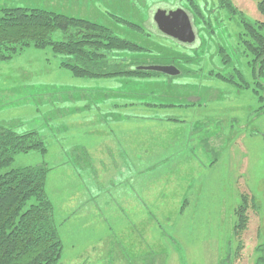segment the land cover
<instances>
[{"label":"rangeland","instance_id":"374dc122","mask_svg":"<svg viewBox=\"0 0 264 264\" xmlns=\"http://www.w3.org/2000/svg\"><path fill=\"white\" fill-rule=\"evenodd\" d=\"M193 1L203 15L197 19L188 0H0V9L102 25L146 49L111 55L136 68L176 58L193 71L172 83L78 78L62 66L69 58L51 48L1 51L10 59L0 60V126L36 132L48 150L19 153L2 173L49 170L59 264H230L243 195L251 199L250 223L232 264H264V87L253 79L245 90L209 74L236 68L250 80L239 16L263 23L262 0ZM175 9L191 18L192 47L155 27L158 11ZM221 46L230 67L219 65Z\"/></svg>","mask_w":264,"mask_h":264},{"label":"trees","instance_id":"16d2710c","mask_svg":"<svg viewBox=\"0 0 264 264\" xmlns=\"http://www.w3.org/2000/svg\"><path fill=\"white\" fill-rule=\"evenodd\" d=\"M188 2L195 19L202 17L195 2ZM222 4L224 6L225 2ZM230 9L238 15L235 8ZM258 10L264 16V0L258 4ZM239 18L244 31L239 37V44L244 48L242 56L251 59L247 62L250 80L236 68L229 73L210 71L209 74L245 90L251 89L252 84L248 81L253 79H259L257 84L254 82L258 88L264 87L260 82L264 77V22H252L243 14ZM30 45L38 49L51 48L56 54L66 55L69 62H64L63 68L78 78L125 77L152 81V77L164 76L169 83L175 79L157 72L138 71L134 62L112 59L115 52L136 55L146 49L102 25L41 9L1 8L0 53L5 49L12 55ZM8 59L10 56L0 57V60ZM168 60H159V63L176 66L181 72L179 77L192 74L193 71L182 66L183 61ZM218 60L223 67H230L233 62L223 46L219 49ZM253 91L258 94L257 89ZM33 150L43 155L48 151L36 132L18 134L0 126V264H59L62 258L63 243L54 222L52 203L45 191L49 170L46 167H25L2 173L13 165L17 154ZM250 202L251 199L243 195L235 211L233 240L237 248H231L230 264L240 258L244 247L243 238L250 223Z\"/></svg>","mask_w":264,"mask_h":264},{"label":"water","instance_id":"95a60500","mask_svg":"<svg viewBox=\"0 0 264 264\" xmlns=\"http://www.w3.org/2000/svg\"><path fill=\"white\" fill-rule=\"evenodd\" d=\"M154 22L157 25L158 32L177 43L185 46H191L196 42V33L193 23L188 13L184 10L177 9L175 11L160 10L155 14ZM138 71L157 72L172 78L180 75V70L176 66L154 65L148 67H138ZM195 102V100H190Z\"/></svg>","mask_w":264,"mask_h":264},{"label":"flooded vegetation","instance_id":"af4514ba","mask_svg":"<svg viewBox=\"0 0 264 264\" xmlns=\"http://www.w3.org/2000/svg\"><path fill=\"white\" fill-rule=\"evenodd\" d=\"M175 10H177V9H175ZM175 10H173V11H175ZM170 12V11H169ZM188 13V12H187ZM155 23V22H154ZM155 27H156V29H157V25H156V23H155ZM157 31H158V29H157ZM160 34V33H159ZM163 36V35H162ZM194 45V44H193ZM193 45H191V47L193 46ZM163 65H165V64H163ZM138 68V67H137ZM247 71H248V69H247ZM251 75V74H250Z\"/></svg>","mask_w":264,"mask_h":264}]
</instances>
